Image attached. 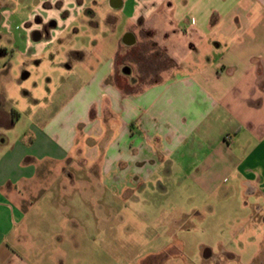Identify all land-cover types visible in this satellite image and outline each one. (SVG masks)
Returning <instances> with one entry per match:
<instances>
[{
	"label": "crops",
	"instance_id": "obj_1",
	"mask_svg": "<svg viewBox=\"0 0 264 264\" xmlns=\"http://www.w3.org/2000/svg\"><path fill=\"white\" fill-rule=\"evenodd\" d=\"M24 1L0 35L34 58L68 37L75 74L26 139L0 134V264H111L113 222L124 264L185 258L219 210L264 229V0H102L91 48L97 0Z\"/></svg>",
	"mask_w": 264,
	"mask_h": 264
},
{
	"label": "rangeland",
	"instance_id": "obj_2",
	"mask_svg": "<svg viewBox=\"0 0 264 264\" xmlns=\"http://www.w3.org/2000/svg\"><path fill=\"white\" fill-rule=\"evenodd\" d=\"M97 1L99 5L88 6L90 10L87 14L94 12L97 16L94 21L99 23L100 29L96 33L87 34V38L82 40L86 48H91L93 42L100 41L103 32L102 22L98 21L109 13L108 7L102 6V0ZM22 3L21 8L26 11L34 4L29 0ZM68 40V37L63 36L54 45V52L59 51L62 54L68 47ZM13 42L12 36L0 35V121H3L5 114L9 120L15 122V126L10 129L4 123L0 134L6 136L10 144L21 142L29 136V126L37 122L38 115L50 111L51 101L60 96L69 79L75 74L65 69L58 70L56 66L59 63L65 68L72 62L69 56L64 54L56 58L53 50L48 49L41 57L34 58L22 53V46ZM24 73H28L29 77L23 80ZM232 216L219 210L209 224H196L195 230L188 234L189 246L185 249V258H177L172 264H264V256L259 255L264 249V229H247L243 220L238 222L235 215V218ZM107 230L103 254L111 264H124L121 261L124 255L132 254L136 250L135 246L126 241L130 231H123L114 222ZM116 241L118 244H115ZM138 248L141 249V246ZM203 250L208 252L206 258L202 257Z\"/></svg>",
	"mask_w": 264,
	"mask_h": 264
}]
</instances>
